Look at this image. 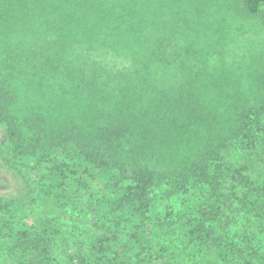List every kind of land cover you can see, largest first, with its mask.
<instances>
[{
    "label": "trees",
    "instance_id": "obj_1",
    "mask_svg": "<svg viewBox=\"0 0 264 264\" xmlns=\"http://www.w3.org/2000/svg\"><path fill=\"white\" fill-rule=\"evenodd\" d=\"M223 1L264 24V0ZM215 15L202 0H0V41L27 63L18 76L109 106L59 122L41 104L48 90L20 116L18 76L0 77V154L73 160L77 190L61 208L79 210L61 217L78 221L58 253L36 205L46 173L23 189L0 167V264H264V69L247 90L210 65ZM85 206L103 230L85 227Z\"/></svg>",
    "mask_w": 264,
    "mask_h": 264
},
{
    "label": "rangeland",
    "instance_id": "obj_2",
    "mask_svg": "<svg viewBox=\"0 0 264 264\" xmlns=\"http://www.w3.org/2000/svg\"><path fill=\"white\" fill-rule=\"evenodd\" d=\"M202 1L208 4L212 11L215 10L216 13L215 21L212 24L213 28L209 32V35L213 34V44L204 50L206 52H211V57L216 55L218 57L219 65L216 62H212L210 65L212 67L216 66L218 71H224L225 78L230 79L231 82L237 84V86L243 84V86L249 90V85L255 83L253 78L259 76L264 69V24L257 18L246 16L242 8L227 6L224 1L222 2V0ZM182 8L184 7L182 6ZM210 18L212 17L206 15L205 21L209 23ZM221 26L226 27L228 40L226 50H219L216 48V42L221 37V33L219 32ZM9 28L10 25H5V29ZM3 36L5 38L8 37L10 42H13V38L15 37L12 34L8 36L3 34ZM17 51L16 49L14 51L12 43L9 44V42L6 43L4 41H0V77H3L8 73H14L18 76V74H21L22 70L27 66L26 59L24 60L23 57L14 58ZM226 59H232L233 61L226 68H224V60ZM18 78L19 80L17 81V84L18 86L20 85V88H18V100L13 106L19 111L20 116L26 113V111L29 114V111L33 110L31 107L38 105V100L40 98L38 96L39 93L44 92L42 94H47L48 96L42 98H47L49 97V91L54 90L56 91L57 96L51 97L53 100L52 106L50 102L47 101H42L41 104L43 105L44 110L55 113V119L59 122L68 121L72 123L80 120L82 122L89 117L95 118L100 115L95 109L99 110L101 108H109V106L105 105H101L93 109L89 108L87 95H81L83 99H78V96L70 88L69 84L67 91L66 89L58 88L57 85L55 87L49 86L50 84L48 81L43 83L36 82L32 80V72L26 77L18 76ZM64 96L65 98L69 97V103H63L65 99ZM60 98H62V101ZM72 98L74 99L75 104L70 102ZM54 109L57 110L54 111ZM55 119L54 116H52L53 123L57 122ZM24 123H26V125L29 123L34 125V123L29 122V120L25 121ZM237 160H239L241 164L245 163L244 160L239 158V156L237 157ZM233 165L237 167V164H235L234 161ZM0 167H4L7 171H9L20 188L22 187L23 189L27 184H30L32 180L34 181V175H38L37 172L34 171V168H37L41 177L46 173L47 178L42 180L44 181V185H46L47 194L36 203L37 207L39 208V213H42L39 215V219L49 224L51 232L55 235L56 240L59 243V249L57 252H63L64 249H66V238L69 237V234H67L65 230L67 227H69L70 223L72 226V223L77 222L78 219L76 221L72 220L67 222L61 220V217H63L65 213L69 214L70 217L73 218L77 213H79V210H73V205H75L73 203L70 204L67 202L66 205L61 208L65 203V194L72 195L70 193L74 190H77L72 186V182L75 179L74 173L76 170L74 161L71 159L59 158L54 160L53 163H49L47 165L41 164L40 166H37L35 162H30L29 165H26L20 160H15L12 155L3 152L0 154ZM54 169H57V171H54ZM261 170L262 167H256L255 165L251 171H253L254 175H259L258 172ZM53 179H56L58 184L53 185ZM80 189L81 192L90 194V192L84 190L82 187H80ZM96 192L99 194L102 192V190L98 188L96 189ZM192 196L194 197V195ZM88 197H90V195L84 197V199H87ZM180 202L182 201L179 200L177 203L179 204ZM191 202L193 203L192 200ZM58 208H61L60 210L62 211H57ZM234 208L236 209V207ZM176 209L178 210L179 207ZM51 210H55L57 213L59 212V216L57 217H59V220L62 222L58 220L54 221L56 218H53L50 214ZM107 211L108 210H104L103 213ZM85 212L87 217H89V222L88 219H85V227L87 229L89 228L88 230H103V225L99 226V228L97 226L93 208L85 206ZM240 239L233 241H241ZM217 248L219 253L224 256L222 254L224 253L222 249L219 247ZM220 264H227V262L222 261Z\"/></svg>",
    "mask_w": 264,
    "mask_h": 264
}]
</instances>
